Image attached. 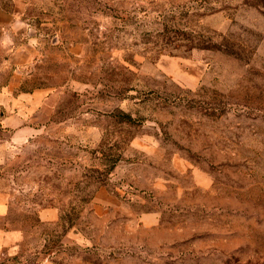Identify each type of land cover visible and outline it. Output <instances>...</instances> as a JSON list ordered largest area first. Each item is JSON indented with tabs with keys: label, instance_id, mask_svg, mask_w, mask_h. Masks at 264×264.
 Masks as SVG:
<instances>
[{
	"label": "rangeland",
	"instance_id": "obj_1",
	"mask_svg": "<svg viewBox=\"0 0 264 264\" xmlns=\"http://www.w3.org/2000/svg\"><path fill=\"white\" fill-rule=\"evenodd\" d=\"M6 2L0 84L36 99L0 145L22 264H264V0Z\"/></svg>",
	"mask_w": 264,
	"mask_h": 264
},
{
	"label": "crops",
	"instance_id": "obj_2",
	"mask_svg": "<svg viewBox=\"0 0 264 264\" xmlns=\"http://www.w3.org/2000/svg\"><path fill=\"white\" fill-rule=\"evenodd\" d=\"M12 0H0V30L11 23L12 16H16V11L10 9ZM15 2L19 0H14ZM23 1V0H21ZM36 99L34 93L22 92L16 97L12 88L4 89L0 84V145L5 142H21L32 133L35 126L29 112L34 109ZM0 202V264H22V240L24 232L18 227H8L5 225V217L8 212L2 207ZM42 218L51 221L59 216L58 210L52 211L49 208L43 210ZM148 219L154 217L151 213L145 215ZM152 223V222H151Z\"/></svg>",
	"mask_w": 264,
	"mask_h": 264
}]
</instances>
